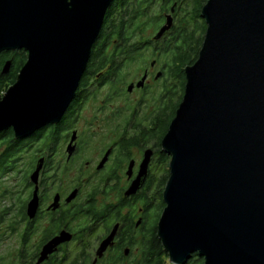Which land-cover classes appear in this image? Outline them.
Wrapping results in <instances>:
<instances>
[{
    "label": "water",
    "instance_id": "1",
    "mask_svg": "<svg viewBox=\"0 0 264 264\" xmlns=\"http://www.w3.org/2000/svg\"><path fill=\"white\" fill-rule=\"evenodd\" d=\"M114 1L0 0V55H28L0 98V133L13 129L22 139L61 124ZM202 17L208 27L203 48L186 69L184 98L162 141L171 160L158 236L171 264H187L194 255L204 264H264V0H208ZM173 25L170 15L155 40ZM12 66L7 62L3 75ZM150 158L148 152L128 195L142 187ZM43 164L31 176L35 185ZM38 208L37 188L30 218ZM117 231L103 241L98 258ZM71 239L66 233L54 238L38 264Z\"/></svg>",
    "mask_w": 264,
    "mask_h": 264
},
{
    "label": "flooded vegetation",
    "instance_id": "2",
    "mask_svg": "<svg viewBox=\"0 0 264 264\" xmlns=\"http://www.w3.org/2000/svg\"><path fill=\"white\" fill-rule=\"evenodd\" d=\"M156 48L150 45L151 51ZM12 54L5 52L8 58L4 61L13 62ZM154 55L152 61L109 62V68L90 79L87 87L80 85L61 120V141L52 153L49 142L39 138L44 129L22 139H16L13 129L0 133V264H38L44 247L63 233L71 236V241L62 243L42 264H124L132 249L139 257V250L129 246V228L134 225L140 241L143 225L151 221L160 205L148 186L160 175V81L165 78L166 65ZM121 64L140 66L139 78L132 80L134 74L129 70L126 73L131 76L123 85L115 78L102 82L101 74H115L112 66ZM144 78V85L138 87ZM98 92L105 98L99 99ZM120 100H125L126 109H113ZM92 101L99 104V113L91 120L83 119L82 113ZM33 152L18 184L19 159ZM148 152L151 158L144 183L136 194L128 195L141 176ZM42 160L35 185L31 176ZM11 176L14 186L2 191V181ZM37 188L39 208L35 218H30L29 205ZM56 198L59 202L54 208ZM117 226L113 246L98 258L101 244Z\"/></svg>",
    "mask_w": 264,
    "mask_h": 264
},
{
    "label": "trees",
    "instance_id": "3",
    "mask_svg": "<svg viewBox=\"0 0 264 264\" xmlns=\"http://www.w3.org/2000/svg\"><path fill=\"white\" fill-rule=\"evenodd\" d=\"M207 2L208 0H115L107 13L104 27L93 49L81 86L87 87L90 79L109 68V62L149 61L147 51L150 45H155L157 48L151 51L150 58L157 54L160 61L166 65L165 87L161 96L163 123L161 122L160 133L161 141H163L184 98L187 84L186 69L195 65L203 48L208 27L202 17V11ZM170 15L173 17V28L161 40L156 41L151 33L160 30ZM6 58L8 55L6 57L4 52L0 56V95H4L17 82L21 70L27 63L28 55L24 51L13 52L12 70L8 75H3L1 69L7 64V61H4ZM112 68L117 72L101 74L104 78L102 82H106L108 78H115L117 84L123 85L128 78L126 71L135 67L121 64ZM139 69L142 68L139 67ZM170 82L173 83L171 86ZM175 95L178 98L173 104ZM168 109H170L169 112ZM164 119H168L166 124ZM39 138L49 142L52 153L61 141V124L52 126L48 130L44 129ZM49 156L53 157L51 154ZM160 156L161 163L168 160V156L162 151ZM169 177L170 172L165 175L161 187L155 191L152 189L156 181H151L148 186V192L153 194L155 192L159 197L160 205L156 207V216L152 218L153 220L143 225L144 228L140 231L142 239L140 241L136 239L134 225L129 228V246L139 250L136 264H165L169 260V255L158 236L159 219L166 207L163 192ZM146 202V208H148V200ZM187 264H204V260L194 255Z\"/></svg>",
    "mask_w": 264,
    "mask_h": 264
},
{
    "label": "rangeland",
    "instance_id": "4",
    "mask_svg": "<svg viewBox=\"0 0 264 264\" xmlns=\"http://www.w3.org/2000/svg\"><path fill=\"white\" fill-rule=\"evenodd\" d=\"M159 31L160 30H158L157 32H153V33H151V36L153 37V39L154 38H156V36L158 35V33H159ZM167 33H165V35H166ZM164 35V36H165ZM163 36V37H164ZM148 58L152 61L153 59H154V57L153 58H150L152 55V52H151V50L149 49L148 51ZM160 62H162V61H160ZM162 64H164L163 62H162ZM140 67V66H139ZM139 67L138 68H131L130 69V73H131V71H132V74H134L133 75V79L132 80H136L137 78L136 77H138V76H140V71L142 70V69H139ZM129 76H131V74L130 75H128V77ZM139 78V77H138ZM170 84V86L173 84L172 82H170L169 83ZM164 87H165V79H162L161 81H160V91H161V96H162V94H163V90H164ZM90 92V91H89ZM106 92L107 91H105V92H103L102 94H106ZM90 93H92V91L90 92ZM94 93V92H93ZM99 94H98V97H99V99L101 98V100L102 99H104L105 98V96L106 95H104L103 97H101V94H100V92H98ZM159 93V89H157L156 90V94H158ZM177 94V93H176ZM100 95V96H99ZM177 98H178V96H174L173 97V104H175V102H176V100H177ZM130 99H135V96L134 97H131ZM166 101V100H165ZM113 109H115V110H124V109H126V104H125V100H120V102H117V103H115V106L113 107ZM98 110H100V108H99V104H97V101L96 102H90L89 103V105H87L86 107H85V109H84V111H83V113H82V118L83 119H89V120H91L92 119V117H94L95 115H96V113L98 114L99 113V111ZM169 110L170 109H168V112H169ZM163 121H165L164 122V124H166L167 122H168V119H164ZM161 122H162V120H161ZM163 123V122H162ZM81 125L82 126H84V121H82L81 122ZM161 151H162V149H161ZM163 152V151H162ZM34 154V152L30 155H27V156H25V157H23L22 159H21V161H20V159H19V165H18V170H17V176H16V179L15 180H17V183L18 184H21V178L23 179V176H24V172H26V170L25 169H27L28 168V165H29V163H30V161H31V159H30V157L32 156ZM168 156V155H167ZM170 157L168 156V160H165V161H167V162H165V161H162V163H161V167H160V175H159V178L157 179V181L155 182V184H154V189L156 190L158 187H161V182H162V180L164 179V177H165V175H167V173L168 172H170ZM23 161V162H22ZM21 162V163H20ZM157 173V172H156ZM10 178H12L13 179V176H11V177H9L7 180L6 179H4L3 181H2V191L3 190H5V188L6 187H10V186H14V184H13V181H9V179ZM124 183V182H123ZM6 191V190H5ZM5 205L6 206H8L9 205V202H6L5 203ZM156 216V212L155 213H153V216H152V218H154ZM151 218V220H153ZM154 222V221H153ZM152 222V223H153ZM97 235H99V233L97 234ZM137 236V238H138V235H136ZM136 238V239H137ZM138 240H139V238H138ZM128 256V255H127ZM129 258L124 262V264H136L137 262V259H138V255H137V253H136V251L135 250H133L132 249V253H131V255L130 256H128ZM165 264H171L170 263V261L168 260Z\"/></svg>",
    "mask_w": 264,
    "mask_h": 264
}]
</instances>
